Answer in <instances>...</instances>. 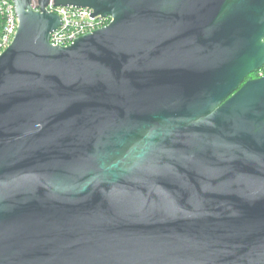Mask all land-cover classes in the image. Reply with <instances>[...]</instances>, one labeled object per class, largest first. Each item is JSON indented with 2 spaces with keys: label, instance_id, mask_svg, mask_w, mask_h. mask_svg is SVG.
I'll use <instances>...</instances> for the list:
<instances>
[{
  "label": "water",
  "instance_id": "obj_1",
  "mask_svg": "<svg viewBox=\"0 0 264 264\" xmlns=\"http://www.w3.org/2000/svg\"><path fill=\"white\" fill-rule=\"evenodd\" d=\"M50 3L111 21L54 46ZM37 5L0 54V264H264V0Z\"/></svg>",
  "mask_w": 264,
  "mask_h": 264
},
{
  "label": "built area",
  "instance_id": "obj_2",
  "mask_svg": "<svg viewBox=\"0 0 264 264\" xmlns=\"http://www.w3.org/2000/svg\"><path fill=\"white\" fill-rule=\"evenodd\" d=\"M33 9L38 10L37 0H32ZM60 17V27L51 34L50 44L54 46H69L86 34L106 27L109 17H92V10L72 6L53 7L50 3L46 8ZM18 26L15 15L14 0H0V54L13 41Z\"/></svg>",
  "mask_w": 264,
  "mask_h": 264
},
{
  "label": "trees",
  "instance_id": "obj_3",
  "mask_svg": "<svg viewBox=\"0 0 264 264\" xmlns=\"http://www.w3.org/2000/svg\"><path fill=\"white\" fill-rule=\"evenodd\" d=\"M263 74H264V66L260 70H257L254 73L250 74L247 79L258 78L259 76Z\"/></svg>",
  "mask_w": 264,
  "mask_h": 264
}]
</instances>
